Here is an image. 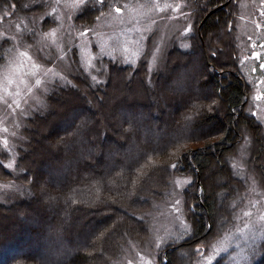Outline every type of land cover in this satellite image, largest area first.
Masks as SVG:
<instances>
[{
  "label": "trees",
  "instance_id": "trees-1",
  "mask_svg": "<svg viewBox=\"0 0 264 264\" xmlns=\"http://www.w3.org/2000/svg\"><path fill=\"white\" fill-rule=\"evenodd\" d=\"M98 2L85 0L75 23H92ZM3 3L14 5L12 15L42 11L37 0H0V9ZM193 13L189 49L175 47L151 71L147 51L135 65L109 62L92 76L71 51L65 78L53 81L44 105L23 120L12 162L0 150V181L19 189L0 200V264H108L147 236L141 215L165 195L172 177L191 175L200 193L189 192L196 205L190 235L163 246L160 261L187 264L194 255L187 251L229 221L244 187L230 163L243 142L264 190V140L260 123L245 111L248 88L231 33L234 4L193 0ZM6 44L0 40V58ZM189 81L194 85L185 88ZM213 264L229 263L220 256ZM252 264H264V238Z\"/></svg>",
  "mask_w": 264,
  "mask_h": 264
},
{
  "label": "rangeland",
  "instance_id": "rangeland-1",
  "mask_svg": "<svg viewBox=\"0 0 264 264\" xmlns=\"http://www.w3.org/2000/svg\"><path fill=\"white\" fill-rule=\"evenodd\" d=\"M37 1L42 11L34 15H12L16 8L10 3H3L0 9V40H7L6 52L0 58V150L8 153L9 162L14 158V147L21 143L23 120L44 105L52 82L65 78L73 49L80 65L92 76L109 62L135 65L147 51L151 71L164 63L175 47L189 49L196 30L193 0H104L103 4L98 2L97 18L83 24H76L74 17L85 0ZM231 1L236 61L248 88L245 111L260 123L264 140V69L260 67L264 64V0ZM116 7L121 11L116 12ZM223 46L220 49L226 52ZM182 61H187L186 57ZM171 66H175L173 62ZM36 79L41 80L40 85ZM175 85L171 82L170 88ZM188 85L194 84L189 81L184 87ZM172 110L168 106V112ZM48 139L43 137V143ZM249 158L248 142H243L230 163L244 187L231 203L235 207L229 221L217 236L187 251L194 254L187 264H213L220 256L229 264H252L257 258L264 238V190L248 165ZM18 190L17 183L0 181V200ZM190 190L200 193L193 176H173L165 195L154 199L141 215L149 228L147 236L130 241L108 264H160L163 246L190 235L189 212L196 210L195 203L188 201ZM223 197L224 192L218 194L219 200ZM31 253L37 257L38 250Z\"/></svg>",
  "mask_w": 264,
  "mask_h": 264
},
{
  "label": "snow or ice",
  "instance_id": "snow-or-ice-1",
  "mask_svg": "<svg viewBox=\"0 0 264 264\" xmlns=\"http://www.w3.org/2000/svg\"><path fill=\"white\" fill-rule=\"evenodd\" d=\"M99 2H100L101 4H103V3H104V0H99ZM115 11H116V12H120L121 9H120L119 7H116V8H115ZM23 55L26 56L27 53H24ZM254 55H255V54H254ZM33 67H36V65H33ZM260 67H261L262 69H264V64H261ZM7 83H8V84H11L12 81H11V80H8ZM35 83H36V85H40V84H41V80H40V79H36ZM29 91H31V88H29ZM18 94H19V93H17V95H18ZM17 106H18V105H17ZM6 167H10V165H8V166H6ZM174 167H175V166H174ZM197 251H199V249H197Z\"/></svg>",
  "mask_w": 264,
  "mask_h": 264
},
{
  "label": "water",
  "instance_id": "water-1",
  "mask_svg": "<svg viewBox=\"0 0 264 264\" xmlns=\"http://www.w3.org/2000/svg\"><path fill=\"white\" fill-rule=\"evenodd\" d=\"M197 184H199V179L197 178Z\"/></svg>",
  "mask_w": 264,
  "mask_h": 264
}]
</instances>
